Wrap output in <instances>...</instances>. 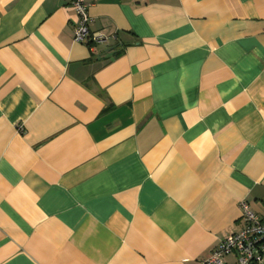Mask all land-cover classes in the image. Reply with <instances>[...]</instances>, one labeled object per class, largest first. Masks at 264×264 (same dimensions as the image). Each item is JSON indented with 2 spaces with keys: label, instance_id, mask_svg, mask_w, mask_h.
Masks as SVG:
<instances>
[{
  "label": "crops",
  "instance_id": "crops-1",
  "mask_svg": "<svg viewBox=\"0 0 264 264\" xmlns=\"http://www.w3.org/2000/svg\"><path fill=\"white\" fill-rule=\"evenodd\" d=\"M87 1L0 0V264H206L264 219V0Z\"/></svg>",
  "mask_w": 264,
  "mask_h": 264
},
{
  "label": "built area",
  "instance_id": "built-area-1",
  "mask_svg": "<svg viewBox=\"0 0 264 264\" xmlns=\"http://www.w3.org/2000/svg\"><path fill=\"white\" fill-rule=\"evenodd\" d=\"M87 0H71V7L77 15L73 30V40L79 42L89 40L98 42L105 39L101 31H91L89 28ZM21 130V127H19ZM242 226L236 231L223 237L218 246L206 257V264H227L225 256L233 255L234 264H263L264 256V219L255 214L249 204L240 202Z\"/></svg>",
  "mask_w": 264,
  "mask_h": 264
}]
</instances>
